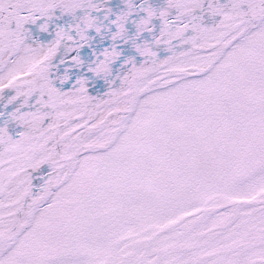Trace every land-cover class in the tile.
I'll return each instance as SVG.
<instances>
[{"label": "snow or ice", "instance_id": "obj_1", "mask_svg": "<svg viewBox=\"0 0 264 264\" xmlns=\"http://www.w3.org/2000/svg\"><path fill=\"white\" fill-rule=\"evenodd\" d=\"M0 264H264V0H0Z\"/></svg>", "mask_w": 264, "mask_h": 264}]
</instances>
